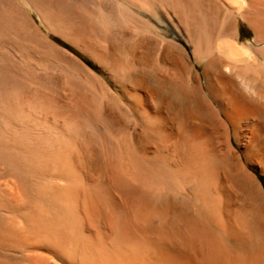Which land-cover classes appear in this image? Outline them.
Instances as JSON below:
<instances>
[{
    "label": "bare ground",
    "instance_id": "6f19581e",
    "mask_svg": "<svg viewBox=\"0 0 264 264\" xmlns=\"http://www.w3.org/2000/svg\"><path fill=\"white\" fill-rule=\"evenodd\" d=\"M196 1L225 55L195 0L125 1L192 55L119 0H0V264H264V45L233 40L264 15Z\"/></svg>",
    "mask_w": 264,
    "mask_h": 264
},
{
    "label": "rangeland",
    "instance_id": "374dc122",
    "mask_svg": "<svg viewBox=\"0 0 264 264\" xmlns=\"http://www.w3.org/2000/svg\"><path fill=\"white\" fill-rule=\"evenodd\" d=\"M119 1L123 5L122 12H124L126 10L125 11L126 13L139 15L142 18L150 21L151 24L164 37H166L169 40L176 41V42L182 44L183 46H185L187 48V50L192 55V53H193L192 48L187 44V42L182 37V35L177 30H175V28H173L171 26H167L166 24H164L162 22L160 23V21L158 22V20L152 18L149 14H146L145 12H141V10H139L137 8H133L132 6L127 5L126 2H125L126 0H123V1L119 0ZM252 1L253 2L255 1V2H254V7H252L250 9V11L251 12H255V9H256L257 13H261V14L263 13L262 15H264V5H263L264 4V0H260L261 2H259V0H252ZM28 10L30 11V13L32 14L34 19L36 20L37 24L43 29L45 34L50 35V32L42 24V22H41L40 18L38 17V15L33 10H31L30 8H28ZM192 19L191 20L194 23V25L196 24L194 27H195V31H197V37L203 39L204 41L206 40L205 42H206V44L208 46V49L206 50V53H208L210 57L213 56V55H216L218 53V51H219L218 47L221 46L222 49L220 51L221 52L220 54L225 55V53H227V49H228L227 46H226V42L228 40H231V39L227 37L225 32H223L222 34H220L218 36H215L213 34L214 24L212 22H210V21H205L204 22L202 20L201 14H200L199 5H198L196 0H195V9L192 12ZM236 21H237V24H236L237 36L235 38H233V40L239 47H244V48H249V49H253V47H254V50H258L260 46L264 45V42L257 43L255 33L251 30L249 25L245 22V20L240 15H237ZM224 26L225 27L227 26L226 22L223 23V27ZM225 27L223 29H226ZM53 39H55V38H53ZM58 43L60 45H64L62 42H58ZM73 51L75 53H78L74 49H73ZM80 55H81V58H83L92 68H94L97 73L102 75L103 78L112 87L114 86V84H112L113 82L111 81V79L108 77V75L103 70H101L94 62H92L85 55H83V54H80ZM190 64L192 66L195 65L201 73L203 72L204 65L200 66V64H198L195 60H193V58L190 59ZM244 78L246 79L247 77L244 76ZM257 87H258V89H262L261 84H258ZM208 96H209V94H208ZM256 174L258 175V177L262 181V184L264 185V174H260V173H256Z\"/></svg>",
    "mask_w": 264,
    "mask_h": 264
}]
</instances>
